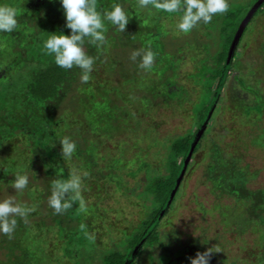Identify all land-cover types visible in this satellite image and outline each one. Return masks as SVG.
Wrapping results in <instances>:
<instances>
[{
  "label": "trees",
  "instance_id": "1",
  "mask_svg": "<svg viewBox=\"0 0 264 264\" xmlns=\"http://www.w3.org/2000/svg\"><path fill=\"white\" fill-rule=\"evenodd\" d=\"M255 1L228 0L229 7L225 13L217 14L210 22H201L184 33L168 26L169 22L179 17V13H166L152 7L141 8L138 0H95L98 9L110 8L115 2L121 3L131 16L121 33L106 22L102 45L97 46L85 39V51L95 59L90 80L83 83L80 69L57 66L44 48L49 32L63 31L68 34L69 31L65 27L59 0H0V3L11 5L18 11L17 28L11 33L0 32V174L3 173L0 178L3 184L0 183V186L8 185L10 181V177L4 174L8 169L14 165L18 169L26 166L21 161L32 166L39 165L37 168L32 167L33 179L38 181L39 187L31 181L39 189V194L36 197L34 191L30 192L26 188L28 200L21 203L27 208H30L26 205L28 203L33 206L39 201L41 204L39 210L33 209L26 217L16 218L17 226L10 236L0 233V264L125 262L173 183L190 140L209 106L234 33ZM256 24L263 32L256 31L261 36L257 40L252 39L253 49L243 52L240 49L241 42L252 26L258 27ZM190 33H193L192 38L183 40L182 35ZM167 34H171L172 38L182 37L181 43H177L173 49L168 48L163 40ZM194 34L195 38L199 35L208 38L209 42L195 43ZM186 46L196 56L193 63L196 71L189 74V85L179 80L181 74L177 70L183 58L180 52ZM145 47L156 53L151 70L141 69L138 59H130L133 50ZM98 66L104 72L102 78H96ZM72 88L75 93L71 94V99L77 108H71L67 115L72 114L74 119H80L90 130L106 137L105 141H112L118 149L117 156L112 159L113 172L103 173L95 169L96 161L91 159L93 149L89 153L86 151L85 158L78 154L76 148L73 162L85 163L83 167L87 172L82 178V192L86 185L88 190L101 181L130 190L129 178L143 171L141 189L130 192L138 198L139 204L137 218L133 222L123 217L121 220L115 218L112 222L114 225L107 224L109 222H106L103 208L94 210L91 206L86 209L81 206L82 192L80 200L73 201L72 207L62 213H56L48 204L51 182L54 179H66L73 169L81 170L77 167L79 165L68 169L56 140L67 135L69 122L66 124L61 119L59 111ZM117 90L124 99L129 102L135 100L137 106L145 110L153 108L157 102L166 106L171 102L177 109L186 102L190 106V126L182 133L171 136L167 142H160L164 151L160 154L159 165L150 161L147 151L154 145L155 138L150 140L144 137L148 143L138 149L139 157H136V153L133 160L127 161L120 156L123 141L118 145L115 140L131 127V114L117 104L113 96ZM219 109L228 114L231 123L224 127L225 136L222 138L207 136V125ZM206 141L209 146L201 182L207 185L213 195V205L219 206L223 225L229 227L231 223L235 224L240 231L248 227L256 228L261 250L256 258L258 263L255 264H264V182L259 186H253L252 182L258 172L264 170V163L260 169L250 171L248 164H243L241 158L242 149L245 150L249 145L264 150V0L238 39L216 104L195 143L184 174L190 168L192 157ZM156 153L158 151L153 156ZM120 163L121 172L115 166ZM24 170L29 172L26 168ZM4 177L7 184L2 180ZM180 184L164 214L129 264H140L138 258L143 259L141 264H155V261L150 260L153 254L158 256L161 264H190L189 257L197 251L214 246L208 238L197 235L181 238L172 231L160 230L161 225L167 222H164V216L173 210ZM223 199L228 202L221 203ZM97 221L104 225V233L112 239L110 245L103 249L94 243V235L100 230L92 224ZM120 222L124 224V229L113 233L111 230L116 229ZM164 233L165 241L157 242ZM228 260L214 252L210 264H235V260Z\"/></svg>",
  "mask_w": 264,
  "mask_h": 264
},
{
  "label": "rangeland",
  "instance_id": "2",
  "mask_svg": "<svg viewBox=\"0 0 264 264\" xmlns=\"http://www.w3.org/2000/svg\"><path fill=\"white\" fill-rule=\"evenodd\" d=\"M178 20L179 17L173 19V24L169 22V28L177 29ZM256 31L263 32L260 29V26L256 28L255 26H252L250 31H248V33L245 35L241 42L240 48L243 50V52H250L253 49V40H257L258 37L261 36V33ZM192 34L193 33L182 35L183 40L185 38L186 40H190L192 38ZM182 37L172 38L171 34H167L163 37V40L167 44L166 46L168 48L173 49L181 43ZM193 39L197 44L200 41L209 42V39L204 36L199 35V37L195 38V34ZM180 54L183 58H181V61L177 67L178 72L181 74L179 80L181 82L186 81L189 85L191 81L189 74L196 71V69L193 67L196 56L194 55V52L189 49V46L184 47ZM97 70L98 71H95L96 78L97 76L102 78V76H104V72L100 66H98ZM73 90L75 89H71L69 96H67L61 104L62 108L64 109L62 110L61 108L59 111L61 119L66 122V124L69 122L67 135L76 142L78 147L77 152L79 155L87 158L85 156L87 154L86 151L89 153L90 150L93 149L94 153L91 152V154H93L91 155V159L96 161V170H102L103 173L110 172L112 171V167H114L112 159H114V156H117L118 149L113 145L112 141H105L106 137L101 136L102 134H97L94 130H90V128L87 127L85 123L80 121V119H74L72 114L67 115V112L70 111L71 108L74 110L77 108V104L75 102L73 103V100L71 99L73 97L71 94L73 95V93H75ZM113 96L117 101V104L123 106L122 108L125 107L129 114H131V127L126 130L127 133H123L116 139L117 141L115 140L118 145L121 141L124 143L123 145L121 142L123 148L121 149L122 153L120 156L127 161L133 160L132 157H135L138 149H140V147L144 148L145 144L148 143L144 137H149L150 140L155 138L156 141L154 140V145H151L147 151L150 155V161L159 165L161 163V160L159 159L160 154L162 151H164V147H162V143L160 142H167L171 136L182 133L190 126V106H188L186 102L182 105V107L177 109L171 104V102L170 104L168 103V106L162 102H157L153 108L150 107L149 109L145 110L137 106V104L134 102L135 100H130L129 102L128 100L124 99L119 90H117ZM158 99L160 100V98ZM230 123L231 121L229 120L228 114L226 112L224 113L222 109H219L217 113L214 114L210 119L207 125L208 130L206 135L213 136L215 138H222L225 136L224 127ZM208 146V141H206L204 146L192 157L190 168L184 174V177L182 176L183 178L182 182H180V192L175 199L173 210L164 216V222L166 220L167 222L161 225L160 230L163 232L172 231L178 234L181 238L186 235H197L208 238L209 242L214 244V247L221 249V251L218 252L221 254V257L225 256L229 259L228 261L235 260V264L258 263L256 258L257 255L260 254L261 241L258 239L259 235L256 231V228L254 229V227H248L244 228L243 231H240L238 229L239 227H236L235 224L231 223V226L229 227L223 225L224 220L219 214V206L213 205L215 201L213 195L209 192L207 185L201 182V172L205 164V156L208 153ZM141 151H139L140 154ZM155 151H158V154L156 153L155 156H153ZM242 151L243 154L241 158L243 160V164L247 163L248 169L250 171L258 168L260 169L262 167L264 163V150L262 148L249 145L245 150L242 149ZM227 152L232 151L228 150ZM136 157H139V154ZM18 161H20V159H18ZM73 161H75V157L73 155L70 159H65L68 169L73 168L74 165H79L77 166L81 168L79 172L81 174H87L83 167V164L85 163ZM21 162L26 164V166H24L22 169L26 168L29 170V172L26 170L29 175V184L26 188L29 189L30 192L34 191V196L36 195L37 197L39 194V189L33 186L31 183L33 182L34 185L37 184L39 187L38 181L35 180L37 181L35 182L32 176V167L37 168L39 165L32 166L26 161ZM119 165H115L117 166V171L120 170L122 163ZM17 169L18 167L14 165L4 174H7V176L10 177V180H12L13 176L11 172ZM2 176L3 173L0 174V178ZM143 178V171H140L137 175L132 176L131 179L129 178L128 185L131 187L130 190L116 188L114 183L112 184L111 182L103 183L101 181V183L97 185L93 184L92 187L89 188L90 190H87L88 185H86V188H84V191L82 192L83 198H81L83 201V208L86 209L88 206L94 207V210L103 208L106 212V222H109L107 224L111 223L114 225L112 222L115 218L121 220L123 217L129 219L130 222H133L135 221V218H137L136 216L139 204L137 203L138 198L135 196L133 197L130 192L139 191L141 189ZM2 180L5 181V183L7 182L6 178ZM252 182L254 183L253 186H259L262 182H264L263 169L258 172V175ZM0 188H2L0 189V199L5 198L8 195H13L19 202L24 203L26 200H28V197H26V188L20 193H17L9 185V183L8 185L0 186ZM90 193L91 195L93 194L95 196L92 197ZM226 202H228L227 199H223L221 203ZM26 205L30 206V213L33 209L34 211H37L41 208L39 201H37L33 206L29 203ZM101 224V222L97 221V223L92 224V226L94 227V225H97V229L100 230V232L96 231V234L94 235V243L97 247L103 249L110 245L112 239L109 238L107 233H104L106 230L104 225ZM118 225L119 226L116 227V229L111 230L113 233L119 232L118 229H124V224L120 222ZM90 232L92 231L90 230ZM0 257H2V249H0ZM141 261L144 262L142 258H138V263L141 264Z\"/></svg>",
  "mask_w": 264,
  "mask_h": 264
},
{
  "label": "clouds",
  "instance_id": "3",
  "mask_svg": "<svg viewBox=\"0 0 264 264\" xmlns=\"http://www.w3.org/2000/svg\"><path fill=\"white\" fill-rule=\"evenodd\" d=\"M138 3L141 8L152 7L166 13H179L177 29L184 33L201 22H210L215 15L225 13L229 7L228 0H138ZM59 5L65 27L69 30L68 34L63 31L49 32L50 35L44 41V48L57 66L64 69H80L81 82L87 83L95 58L85 51V39L97 46L102 45L105 41L106 22L121 33L131 15L118 2L105 9H98L95 0H59ZM17 26V9L0 3V32L11 33ZM155 56L156 53L152 49L145 47L133 50L130 59H138L141 69L151 70ZM56 140L60 144L62 158L70 159L76 151V142L68 135L60 136ZM11 174L13 179L9 181V185L17 193L22 192L29 184L28 173L24 169H17ZM83 175L86 173L81 174L73 169L66 179H54L51 182L48 204L56 213L66 211L72 207L73 201L80 200ZM0 183L3 184L2 181ZM80 202L83 207V201ZM29 211L30 209L13 195L0 199V233L10 236L16 229V218L26 217ZM165 239L164 233L163 238L157 242H164ZM220 251L221 249L213 245L203 251H197L194 256L189 257L190 264H210L212 254ZM150 260L161 264L156 254H153Z\"/></svg>",
  "mask_w": 264,
  "mask_h": 264
},
{
  "label": "water",
  "instance_id": "4",
  "mask_svg": "<svg viewBox=\"0 0 264 264\" xmlns=\"http://www.w3.org/2000/svg\"><path fill=\"white\" fill-rule=\"evenodd\" d=\"M263 0H256L252 6L250 7V9L247 11V13L245 14V16L243 17V19L241 20V22L239 23L234 36L231 40V43L229 45L228 51H227V55H226V59L217 83V86L215 88V91L212 95L211 101L209 103V106L202 118V120L200 121L198 127L196 128L190 143L186 149V152L183 156L182 162L179 166V169L177 171V174L173 180V183L171 184V187L164 199V201L162 202L160 208L158 209V211L156 212V214L154 215V217L152 218V220L150 221V223L148 224V226L144 229L143 233L141 234V236L139 237V239L137 240L136 244L134 245L133 249L131 250L129 256L127 257V259L125 260V262L123 264H129L131 262V260L134 258L135 254L137 253L138 249L140 248V246L142 245L143 241L145 240L146 236L149 234V232L151 231V229L154 227V225L160 220V218L162 217V215L164 214L165 210L167 209V207L169 206L172 197L182 179V176L184 174L187 162L189 161L190 157H191V153L193 151V148L195 146L196 141L198 140V138L200 137L203 129L205 128L208 119L212 113V110L216 104L218 95L220 93V90L222 88V85L224 83L225 77L228 73L229 70V65L231 62V59L233 57V53H234V49L236 47V44L238 42V39L246 25V23L248 22V20L250 19V17L252 16V14L254 13V11L256 10V8L262 3Z\"/></svg>",
  "mask_w": 264,
  "mask_h": 264
}]
</instances>
